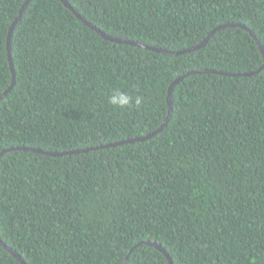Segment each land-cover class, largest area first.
Instances as JSON below:
<instances>
[{"label":"trees","instance_id":"obj_1","mask_svg":"<svg viewBox=\"0 0 264 264\" xmlns=\"http://www.w3.org/2000/svg\"><path fill=\"white\" fill-rule=\"evenodd\" d=\"M0 0V239L26 264H264V0ZM209 71L210 73H197ZM193 73V74H190ZM155 137L77 155L51 156ZM244 75V76H243ZM120 88L140 109L115 110ZM6 93L5 96H3ZM3 96V97H2ZM13 149V150H11ZM0 264H22L0 243Z\"/></svg>","mask_w":264,"mask_h":264},{"label":"water","instance_id":"obj_2","mask_svg":"<svg viewBox=\"0 0 264 264\" xmlns=\"http://www.w3.org/2000/svg\"><path fill=\"white\" fill-rule=\"evenodd\" d=\"M32 0H27L25 2V4L22 6L21 10H20V14L19 16L16 18V20L13 22L10 30H9V35H8V42H7V50H8V55H9V61H10V64H11V69H12V73H13V83L11 85V87L8 89V91H10L14 85H15V74H14V70H13V63H12V57H11V51H10V38H11V35L14 31V28L16 26V24L20 21L21 17H22V14H23V11L24 9L26 8V6L31 2ZM62 3L67 7L69 8L75 15L76 17L81 20L84 24H86L87 26H89L92 30L96 31L98 34H100L105 40L107 41H110L112 43H116V44H127V45H133V46H137V47H140V48H144V49H148V50H151V51H154V52H158V53H163V54H166V53H170V54H173V55H183V54H187V53H190V52H193V51H196L200 48H202L203 46L206 45V43L208 42V40L210 39L211 35L216 31V30H220V29H223V28H226V27H241L243 29H245L246 31H248L250 33V35L256 39V37L252 34V32L246 28L245 26H240V25H234V24H230V25H224V26H221L219 28H217L216 30H214L200 45L194 47V48H190V49H187V50H183V51H180V52H168L166 50H163V49H159V48H156V47H151V46H147V45H143V44H140V43H136V42H132V41H127V40H121L119 38H114V37H111L107 34H105L104 32H102L100 29H98L96 26L92 25L91 23H89L88 21L84 20L71 6L70 4L66 1V0H61ZM257 41V44H258V47H259V50L260 52L262 53L263 57H264V47L261 45V43L256 39ZM264 68V66L262 68H260L259 70H257L256 72H251L249 74H244V75H247V76H251V75H254L256 73H259L262 69ZM197 73H210L209 71H200V72H197ZM190 74H193V73H190ZM189 74H186L184 76H181L179 77L172 85L171 87L169 88V92H168V105H169V113H168V117L166 118L164 124L158 129L156 130L155 132H153L152 134L146 136V137H143V138H137V139H132V140H127V141H122V142H117V143H114V144H109V145H105V146H100V147H97V148H90V149H86V150H75V151H71V152H65V153H49V152H44L42 150H38V149H30V148H23L24 150L26 151H33V152H37V153H40V154H46V155H51V156H63V155H77V154H82V153H87L89 151H95V150H100V149H105V148H109V147H116V146H121V145H125V144H131V143H135V142H139V141H145V140H148L150 138H153L155 137L158 133H160L163 128L166 126L167 122L169 121L170 117H171V113H172V100H171V93H172V90L174 88V86H176L177 84H179L186 76H188ZM243 75V76H244ZM6 93L3 95L5 96ZM2 96V97H3ZM13 150V149H11ZM7 151H10V150H7ZM5 151V152H7ZM4 151L1 153V155H3L5 153ZM0 155V156H1ZM0 243L14 256L16 257L22 264H26L25 261L18 255L16 254L13 250H11L10 248H8L0 239ZM147 245H150V246H154L156 247L158 250H160L167 258L169 264H174L172 259L170 258L169 254L159 245L155 244V243H151V242H147L146 243Z\"/></svg>","mask_w":264,"mask_h":264},{"label":"clouds","instance_id":"obj_3","mask_svg":"<svg viewBox=\"0 0 264 264\" xmlns=\"http://www.w3.org/2000/svg\"><path fill=\"white\" fill-rule=\"evenodd\" d=\"M108 104L115 110L126 111L140 109L144 103L143 97L120 88L114 89L107 97Z\"/></svg>","mask_w":264,"mask_h":264}]
</instances>
